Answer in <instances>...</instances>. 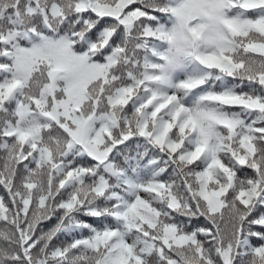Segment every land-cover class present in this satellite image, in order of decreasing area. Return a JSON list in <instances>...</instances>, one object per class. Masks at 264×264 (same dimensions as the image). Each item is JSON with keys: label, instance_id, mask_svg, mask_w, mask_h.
<instances>
[{"label": "snow or ice", "instance_id": "6c2138e0", "mask_svg": "<svg viewBox=\"0 0 264 264\" xmlns=\"http://www.w3.org/2000/svg\"><path fill=\"white\" fill-rule=\"evenodd\" d=\"M0 264H264V0H0Z\"/></svg>", "mask_w": 264, "mask_h": 264}]
</instances>
